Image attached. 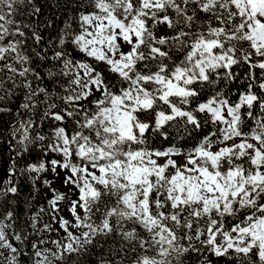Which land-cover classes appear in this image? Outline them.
<instances>
[{
	"label": "snow or ice",
	"instance_id": "snow-or-ice-1",
	"mask_svg": "<svg viewBox=\"0 0 264 264\" xmlns=\"http://www.w3.org/2000/svg\"><path fill=\"white\" fill-rule=\"evenodd\" d=\"M0 264H264V0H0Z\"/></svg>",
	"mask_w": 264,
	"mask_h": 264
},
{
	"label": "trees",
	"instance_id": "trees-1",
	"mask_svg": "<svg viewBox=\"0 0 264 264\" xmlns=\"http://www.w3.org/2000/svg\"><path fill=\"white\" fill-rule=\"evenodd\" d=\"M57 186H58V187L60 186V183H59V181H57Z\"/></svg>",
	"mask_w": 264,
	"mask_h": 264
}]
</instances>
